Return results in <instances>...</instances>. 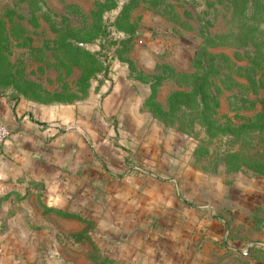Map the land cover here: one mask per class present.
<instances>
[{"label": "rangeland", "instance_id": "374dc122", "mask_svg": "<svg viewBox=\"0 0 264 264\" xmlns=\"http://www.w3.org/2000/svg\"><path fill=\"white\" fill-rule=\"evenodd\" d=\"M0 92V264H264V0H0Z\"/></svg>", "mask_w": 264, "mask_h": 264}, {"label": "crops", "instance_id": "0c3cea01", "mask_svg": "<svg viewBox=\"0 0 264 264\" xmlns=\"http://www.w3.org/2000/svg\"><path fill=\"white\" fill-rule=\"evenodd\" d=\"M41 113L37 111L36 115H33L32 112H26L24 106H15L8 95L0 92V121L5 123L11 131L9 137L0 142V172L3 179L11 167H16L19 156L50 153L59 142L64 146L65 143L62 142L65 139L62 136L56 135L55 131L50 129L51 127L45 126L43 122L36 119L38 115H42ZM163 251V249H156L155 255H145L143 264H192L198 261L182 253L165 254ZM204 264H207L206 259Z\"/></svg>", "mask_w": 264, "mask_h": 264}, {"label": "built area", "instance_id": "2783aa9c", "mask_svg": "<svg viewBox=\"0 0 264 264\" xmlns=\"http://www.w3.org/2000/svg\"><path fill=\"white\" fill-rule=\"evenodd\" d=\"M11 131L8 126L0 121V141H4L7 137H9Z\"/></svg>", "mask_w": 264, "mask_h": 264}]
</instances>
